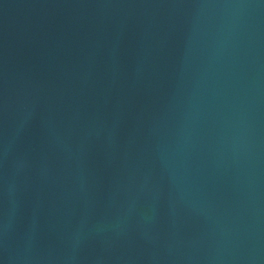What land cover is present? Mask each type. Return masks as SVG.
I'll use <instances>...</instances> for the list:
<instances>
[{
    "label": "water",
    "instance_id": "95a60500",
    "mask_svg": "<svg viewBox=\"0 0 264 264\" xmlns=\"http://www.w3.org/2000/svg\"><path fill=\"white\" fill-rule=\"evenodd\" d=\"M0 264H264V0H0Z\"/></svg>",
    "mask_w": 264,
    "mask_h": 264
}]
</instances>
